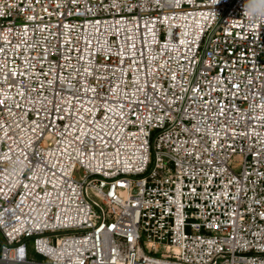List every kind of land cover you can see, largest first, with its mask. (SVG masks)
I'll return each mask as SVG.
<instances>
[{"label":"built area","instance_id":"2783aa9c","mask_svg":"<svg viewBox=\"0 0 264 264\" xmlns=\"http://www.w3.org/2000/svg\"><path fill=\"white\" fill-rule=\"evenodd\" d=\"M0 264H264V0H0Z\"/></svg>","mask_w":264,"mask_h":264},{"label":"rangeland","instance_id":"374dc122","mask_svg":"<svg viewBox=\"0 0 264 264\" xmlns=\"http://www.w3.org/2000/svg\"><path fill=\"white\" fill-rule=\"evenodd\" d=\"M77 175L79 176V174H77ZM80 175H81V173H80ZM28 249H29V256H33L34 252L32 251L30 244H28Z\"/></svg>","mask_w":264,"mask_h":264},{"label":"clouds","instance_id":"9594fccd","mask_svg":"<svg viewBox=\"0 0 264 264\" xmlns=\"http://www.w3.org/2000/svg\"><path fill=\"white\" fill-rule=\"evenodd\" d=\"M254 9H252V6L250 5V11H253Z\"/></svg>","mask_w":264,"mask_h":264}]
</instances>
